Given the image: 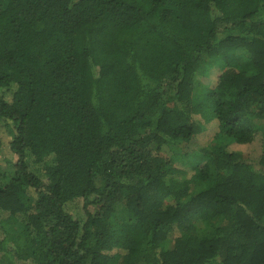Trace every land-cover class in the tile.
<instances>
[{"label":"trees","instance_id":"trees-1","mask_svg":"<svg viewBox=\"0 0 264 264\" xmlns=\"http://www.w3.org/2000/svg\"><path fill=\"white\" fill-rule=\"evenodd\" d=\"M2 132L3 264H264V0H0Z\"/></svg>","mask_w":264,"mask_h":264},{"label":"rangeland","instance_id":"rangeland-1","mask_svg":"<svg viewBox=\"0 0 264 264\" xmlns=\"http://www.w3.org/2000/svg\"><path fill=\"white\" fill-rule=\"evenodd\" d=\"M215 73H218L219 70H215L214 71ZM215 73H212V78L215 77ZM215 134H216V131L215 129L210 126L208 127L203 133H201L197 138L196 140L192 143V149H197V148H200V147H205V146H208L210 143L213 142V139L215 137ZM0 137L4 140V146H3V150H2V158H5V157H11L10 156V153H9V147H8V144L10 142V138L5 135L4 132L0 133ZM256 147H254L253 150H251L252 148H249L251 150V155L252 158H255L256 156H258L259 154L257 153L256 155V152L260 151V148H261V144H260V141L256 143ZM246 150V149H245ZM248 150V151H250ZM247 152V151H246ZM16 160V159H15ZM179 165V164H177ZM181 167V165H179ZM189 170V169H188ZM2 238V237H1ZM2 261H4V258H1V255H0V264H3ZM5 264V263H4Z\"/></svg>","mask_w":264,"mask_h":264}]
</instances>
